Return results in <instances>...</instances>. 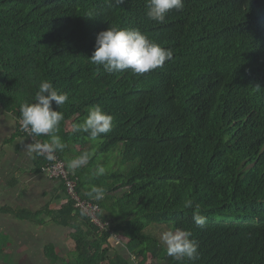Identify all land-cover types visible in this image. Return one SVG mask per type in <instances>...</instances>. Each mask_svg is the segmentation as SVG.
<instances>
[{"label":"trees","instance_id":"trees-1","mask_svg":"<svg viewBox=\"0 0 264 264\" xmlns=\"http://www.w3.org/2000/svg\"><path fill=\"white\" fill-rule=\"evenodd\" d=\"M145 11L146 0H0V103L19 123L20 105L34 102L41 81L68 94L56 133L67 147L56 153L69 172L87 156L92 176L84 165L70 176L107 224L100 234L69 198L54 211L53 223L72 231L71 263L178 264L146 233L174 223L199 245V258L183 264H264V0H184L164 23ZM108 27L137 28L173 56L142 75H109L89 60ZM93 105L113 115L111 132L93 141L67 131ZM75 147L77 157L66 159ZM115 152L118 168L109 169ZM45 163L40 157V171ZM92 164L107 170L97 175ZM94 185L105 189L99 201L86 194ZM187 199L207 218L203 229ZM0 213L28 214L37 226L50 214ZM111 234L128 239L131 256L103 250ZM45 253L59 260L53 245Z\"/></svg>","mask_w":264,"mask_h":264},{"label":"clouds","instance_id":"clouds-1","mask_svg":"<svg viewBox=\"0 0 264 264\" xmlns=\"http://www.w3.org/2000/svg\"><path fill=\"white\" fill-rule=\"evenodd\" d=\"M117 5L124 0H115ZM184 9V0H146L145 16L149 21L164 23L167 14L175 10L181 12ZM171 49L163 48L155 41L148 38L137 28L108 27L101 31L95 38L94 51L89 60L103 70L114 75L124 71H131L136 75H142L162 67L166 61L171 60ZM260 90L259 87L256 88ZM68 101V94L61 93L53 87L48 80L39 84L33 103H22L19 108V123L21 130L32 136H48L49 142H36L28 146L29 154L46 155L48 160L54 158L57 150H63L67 145L57 135L58 125L64 119L59 106ZM55 104V109L53 107ZM114 117L105 112L100 105H93L87 109V115L82 123L73 124L74 132L87 134L90 140H97L111 132ZM87 156L82 155L72 162V166L85 164ZM105 168L98 167L96 174L103 175ZM89 197L99 201L105 195V189L100 186H92L86 193ZM183 207L192 209L194 225L200 229L206 226L207 218L200 213L199 204H194L192 199L184 201ZM193 237L191 229L173 226L161 234V243L166 255L183 264L185 260L194 262L199 258V245Z\"/></svg>","mask_w":264,"mask_h":264},{"label":"crops","instance_id":"crops-1","mask_svg":"<svg viewBox=\"0 0 264 264\" xmlns=\"http://www.w3.org/2000/svg\"><path fill=\"white\" fill-rule=\"evenodd\" d=\"M34 143L19 132L16 117L0 103V209L35 213L47 208L54 213L68 202L62 183L38 168L41 156L29 154L28 146ZM74 149L69 148L66 159L78 155Z\"/></svg>","mask_w":264,"mask_h":264},{"label":"rangeland","instance_id":"rangeland-1","mask_svg":"<svg viewBox=\"0 0 264 264\" xmlns=\"http://www.w3.org/2000/svg\"><path fill=\"white\" fill-rule=\"evenodd\" d=\"M72 130L73 128L69 123L67 131ZM97 143H92L93 149L97 147ZM76 149L78 151V148ZM119 160L117 152L111 154L108 168L117 169ZM83 165V169L89 172L88 160ZM99 166L92 164L91 168L96 170ZM105 169L107 170L106 167ZM76 171L77 166H72L69 174L73 176ZM89 174L92 176L90 172ZM56 181L60 182L59 180ZM106 196L110 197L111 195L107 194ZM53 217L54 213L43 214L42 219L45 220L46 225L37 226L36 223L30 221V216H26V214L22 219H19L11 216V214L0 213V264H72L71 261L76 256L75 244L70 237L72 231L54 224ZM166 230H168L167 226L151 225L146 233L152 234L163 246L160 237ZM127 242L128 239L122 234L114 235V237H110L109 244L103 250H107L108 255L117 251L124 257L131 256L127 249ZM51 245L58 255V261L50 259L45 253L46 248Z\"/></svg>","mask_w":264,"mask_h":264},{"label":"built area","instance_id":"built-area-1","mask_svg":"<svg viewBox=\"0 0 264 264\" xmlns=\"http://www.w3.org/2000/svg\"><path fill=\"white\" fill-rule=\"evenodd\" d=\"M18 127L19 131L24 136L33 142H38L36 141L35 136L29 135V133L21 130L20 123H18ZM40 156L46 161L42 171L45 172L50 179L59 180L62 183L68 198L74 201L75 208L79 209L84 214V216L88 218L96 228H98L100 234L103 233V231H105L107 228V224L103 223L100 218L101 210L99 205L83 200L79 196L77 193V183L71 178L66 162L63 159H60L56 152L53 154L54 158L52 160H48L46 155ZM110 237H114V235L111 234ZM131 259L135 262L134 257Z\"/></svg>","mask_w":264,"mask_h":264}]
</instances>
